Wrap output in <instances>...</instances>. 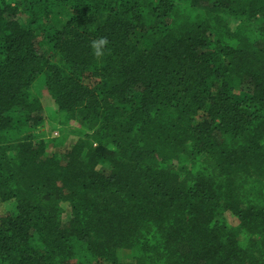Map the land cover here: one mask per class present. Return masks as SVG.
Wrapping results in <instances>:
<instances>
[{"label": "trees", "instance_id": "16d2710c", "mask_svg": "<svg viewBox=\"0 0 264 264\" xmlns=\"http://www.w3.org/2000/svg\"><path fill=\"white\" fill-rule=\"evenodd\" d=\"M0 204V264H264V0H0Z\"/></svg>", "mask_w": 264, "mask_h": 264}, {"label": "rangeland", "instance_id": "374dc122", "mask_svg": "<svg viewBox=\"0 0 264 264\" xmlns=\"http://www.w3.org/2000/svg\"><path fill=\"white\" fill-rule=\"evenodd\" d=\"M33 92L38 94L40 97V100L43 104V108L45 110V119L43 121V125L45 126V130L43 132L44 136H49L50 134H53L56 136L58 134L59 129V122L56 119V110L54 109V106L52 105L51 101L49 100L48 96L45 93V88L43 85L39 84L37 86L33 87ZM48 124H50L54 128L47 129ZM42 132V131H41ZM11 209L10 206H5L3 204H0V213L5 212L7 210ZM128 256L127 254H123L120 256V262L121 263H128Z\"/></svg>", "mask_w": 264, "mask_h": 264}, {"label": "clouds", "instance_id": "9594fccd", "mask_svg": "<svg viewBox=\"0 0 264 264\" xmlns=\"http://www.w3.org/2000/svg\"><path fill=\"white\" fill-rule=\"evenodd\" d=\"M108 44H109V41L107 37H97L90 41L89 46L92 49V54L97 59H99L104 56Z\"/></svg>", "mask_w": 264, "mask_h": 264}]
</instances>
